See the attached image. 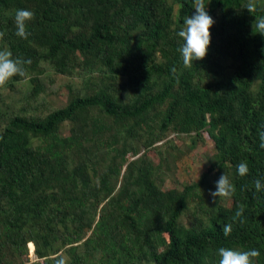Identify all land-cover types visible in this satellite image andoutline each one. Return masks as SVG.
I'll return each instance as SVG.
<instances>
[{"label": "trees", "instance_id": "obj_1", "mask_svg": "<svg viewBox=\"0 0 264 264\" xmlns=\"http://www.w3.org/2000/svg\"><path fill=\"white\" fill-rule=\"evenodd\" d=\"M246 3L210 0L207 54L185 68L177 33L193 0H0V50L30 61L5 87L27 78L33 97L44 67L81 83L42 116L0 109V264H218L219 247L255 248L264 264V189L254 186L264 183V35L252 27L264 0L254 13ZM18 9L34 13L27 39L15 34ZM167 131L205 132L215 150L216 164L180 190L161 189L162 158L139 153ZM211 172L235 186L229 205L198 202L201 217L181 224Z\"/></svg>", "mask_w": 264, "mask_h": 264}, {"label": "rangeland", "instance_id": "obj_2", "mask_svg": "<svg viewBox=\"0 0 264 264\" xmlns=\"http://www.w3.org/2000/svg\"><path fill=\"white\" fill-rule=\"evenodd\" d=\"M43 67L44 65L41 64ZM30 74L36 75V71ZM36 79L40 84L41 91L33 97L26 100L28 93L32 90V82L24 78L16 82L11 89L5 86L0 88V109L7 110L8 106L11 111L23 112L26 114H39L40 116L64 105L72 92L80 88L79 78L72 74L66 76L56 73L49 67H44L43 73L36 75ZM69 126L62 123L59 127V133L65 135L68 133ZM194 142V143H193ZM157 145L160 154H156ZM153 147L143 149L139 147V153L144 152L151 164L162 158L160 165L161 180L158 182L161 189L180 190L185 184H189L199 177L210 164H216L214 159L213 142L205 132H201L200 137L193 132L188 134H177L167 131L160 141L156 142ZM127 160L132 158L131 154L126 155ZM210 174H213L211 172ZM223 173H214L207 186L195 197L188 202L186 208L179 217L181 224H195L200 218V207L208 209L212 204L228 206L229 197H212L210 191L216 190V182ZM199 197V198H198ZM199 199V200H198ZM200 202L199 204H197ZM27 246V245H26ZM25 260L31 262L36 260L35 255L29 254L27 246V254Z\"/></svg>", "mask_w": 264, "mask_h": 264}, {"label": "clouds", "instance_id": "obj_3", "mask_svg": "<svg viewBox=\"0 0 264 264\" xmlns=\"http://www.w3.org/2000/svg\"><path fill=\"white\" fill-rule=\"evenodd\" d=\"M210 2L208 0H193L194 14L186 16L183 20V27L178 31L177 35L182 38L183 43L178 48L182 57L183 66L190 68L193 66L195 60L203 59L210 45V28L214 24L213 18L206 11V5ZM250 13L256 11V0H247L244 6ZM34 18V13L27 9H18L15 12L14 21L16 26L15 34L18 37L27 39L30 33L27 31V22ZM255 33L264 35V17L255 18L254 24ZM5 35L0 31V39ZM30 61H25L20 57L13 58V54L8 49L0 50V87L6 83L13 76H23L25 74L24 64ZM175 72V68H173ZM128 96V95H127ZM264 127V126H262ZM260 147L264 148V131L259 132ZM248 165L246 162H240L237 165V172L240 176L248 173ZM256 192L264 189V183L260 179L254 181ZM235 186L230 181L229 177L222 174L216 182V190L210 191L212 197H229L235 193ZM244 211V206L239 205L235 213V217H240ZM223 235L228 236L232 232V225L226 224L222 229ZM219 257L218 264H254L255 259L260 256V251L253 248L249 250H235L227 247H219L217 249ZM55 264H66L63 257L57 258Z\"/></svg>", "mask_w": 264, "mask_h": 264}]
</instances>
